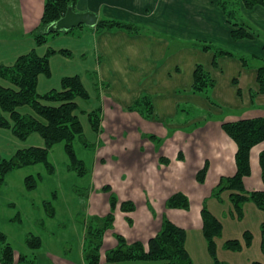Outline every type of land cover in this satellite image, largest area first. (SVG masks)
<instances>
[{
	"label": "rangeland",
	"instance_id": "obj_1",
	"mask_svg": "<svg viewBox=\"0 0 264 264\" xmlns=\"http://www.w3.org/2000/svg\"><path fill=\"white\" fill-rule=\"evenodd\" d=\"M18 4V0H0V66L4 68L13 66L19 56L33 49L34 40L21 27ZM92 29L75 28L69 33L49 36L46 45L36 47L34 44L35 54L41 57L50 49L57 51L49 55V75L39 76V96L61 90L62 80L73 76H80L89 93V100L77 99V114L88 145L85 147L79 138L73 143L84 174L80 175L74 168L64 143L54 145L49 151L52 173L42 163L8 171L0 184V248L6 245L12 248V264H89L84 251L87 226L90 227L92 217L112 214L113 227L101 234L98 264H165L162 260L107 261V254L120 245L119 237L127 244L140 242L147 247L158 230L161 231L165 220L184 230L191 264H264V210L250 200L244 203L240 216L231 201V192L218 186L222 179L230 177H217L218 172H211L207 159L199 166L182 164L173 159V155L162 154L168 138L157 136L159 141L155 142L141 122H126L123 115L106 112V109L105 113L102 111V133H95L88 114L100 107L102 99L95 69L98 63L90 50ZM0 84L11 86L2 76ZM19 111L37 117L29 107ZM205 125L207 123L202 122L194 127L199 126L200 130ZM194 127L186 135L195 133ZM221 131L225 133L222 127ZM258 145L250 154L251 175L244 179L247 192L264 191L259 164L262 152L258 154L256 165L252 158ZM28 148H45V140L38 133L20 140L12 128L0 127V171L4 160L11 161L17 151ZM162 158L169 163L162 164ZM206 164L205 180L199 182L197 176ZM236 171L235 161V174ZM107 187L109 191L104 190ZM177 193L188 198V210L168 207V201ZM112 197L117 201L115 209L111 207ZM124 203H131L133 209L123 211ZM203 210L221 223V232L214 238V254L204 236ZM248 232L252 235L250 244L246 239ZM234 240L241 243V249L227 247V243ZM88 246L86 243V249Z\"/></svg>",
	"mask_w": 264,
	"mask_h": 264
},
{
	"label": "crops",
	"instance_id": "obj_2",
	"mask_svg": "<svg viewBox=\"0 0 264 264\" xmlns=\"http://www.w3.org/2000/svg\"><path fill=\"white\" fill-rule=\"evenodd\" d=\"M18 1L22 30L33 41L44 0ZM75 10L145 28L140 34L91 31L90 50L98 63L95 69L102 111L121 114L129 123L141 122L156 138H168L162 154L173 155L182 164L199 166L207 159L211 172H218L217 177L233 176L237 146L221 127L224 122L264 117V95L252 96L259 92L258 72L229 56L219 57L215 67V53L192 44L211 43L238 56L264 59V38L233 40L231 26L217 0H79ZM239 15L264 36L263 7H242ZM34 44L38 47L34 40L32 50ZM198 65L214 79L211 97L220 106L192 93ZM145 95L151 97L154 109L149 120L126 110ZM202 122L207 125L200 130L194 127ZM193 127L196 132L186 135ZM263 151L264 142L253 150L254 165Z\"/></svg>",
	"mask_w": 264,
	"mask_h": 264
},
{
	"label": "trees",
	"instance_id": "obj_3",
	"mask_svg": "<svg viewBox=\"0 0 264 264\" xmlns=\"http://www.w3.org/2000/svg\"><path fill=\"white\" fill-rule=\"evenodd\" d=\"M78 2L79 0H44L43 16L38 28L33 33L37 46L46 45L49 36L61 34L48 33L47 28L53 22L61 19L68 9L73 8L75 10ZM217 5L231 26V37L233 40L264 38L259 30L253 28L239 15L242 7L247 10H252L255 7L264 8V0H217ZM113 30H124L130 34H140L145 28L114 19H99L98 25L92 29V31H96L98 34ZM192 46L205 52L213 51L215 53L213 63L215 67L218 64L217 59L219 57L229 56L238 58L245 68H256L258 72L257 82L259 92L253 93L252 96L256 94L264 95V59L254 56H238L211 43L197 42L193 43ZM58 52L68 54L67 51ZM55 53H57L56 50L50 49L48 54L41 57L35 54V50H32L28 54L19 56L13 66L6 68L0 66V76L11 83L10 87L0 84V127L12 128L20 140L26 139L32 133L40 134L45 140V148L19 150L11 161L4 160L1 163L0 184L3 182L4 175L8 171L22 166L42 163L52 173L53 167L48 163V155L51 148L59 143L65 144L66 151L74 168L78 169L80 175L84 174L83 163L76 158L73 149V143L76 138H79L85 147L88 145L84 139V127L77 114L79 110L77 99H90L83 81L80 76L65 77L62 80L61 90H53L45 96H39L37 93L39 76L42 74L49 75V55L52 56ZM234 83L238 84V81L235 80ZM214 87L215 81L212 76L202 65H198L194 72L192 93L205 96L213 106L218 107L220 105L211 97V91ZM239 94H241V91H239ZM45 101L51 102L53 105L44 104L43 102ZM22 107H29L37 117L24 115L19 111ZM126 110L128 112H136L147 120L154 116L152 100L148 95L136 100ZM88 117L95 133L100 134L102 132V109L99 107L90 112ZM222 128L237 146L235 155L237 171L233 177L222 179L218 185L219 188L222 187L221 189L231 192V201L240 216L243 214L244 203L250 200L254 201L260 209L264 210V191L247 192L244 184V179L251 175V150L256 145L264 142V117L244 119L237 122H224ZM151 138L155 142L159 141L154 135ZM168 163L167 159L162 158V164ZM259 164L264 183V151L259 156ZM206 172L207 164L205 169L200 171L197 176L199 182H204ZM32 187V185H29V188ZM104 190L109 191L110 188L107 187ZM216 194L219 195V193ZM116 205V198L112 197L111 207L115 209ZM189 206L188 198L182 193L175 194L168 201V207L173 209L188 210ZM132 209L133 205L131 203H124L122 205V210L125 212H129ZM202 215L204 236L209 242L212 254H214L216 247L214 238L221 232V223L206 210H203ZM91 221L92 223L90 227L87 226L85 234V240L89 246L86 249L85 243L84 251L87 252L85 256L89 264H98L101 234L106 229L113 227L114 218L112 214H109L104 218L92 217ZM246 239L247 244H250L252 240L251 233H246ZM119 241L120 245L117 249L107 254L108 262H151L162 260L165 261V264H191L190 256L186 249L184 230L168 220L163 222L161 231L148 242L147 247L140 242L127 244L123 237H119ZM34 242H37V246L39 245L38 241ZM227 247L234 250L241 249V243L236 240L230 241L227 243ZM262 250L264 252V238ZM0 252L2 253L0 255V264H12L14 257L12 248L6 245L0 248Z\"/></svg>",
	"mask_w": 264,
	"mask_h": 264
},
{
	"label": "water",
	"instance_id": "obj_4",
	"mask_svg": "<svg viewBox=\"0 0 264 264\" xmlns=\"http://www.w3.org/2000/svg\"><path fill=\"white\" fill-rule=\"evenodd\" d=\"M99 23V17L93 12H76L73 8L59 20L53 22L48 28V33H65L82 26L95 28Z\"/></svg>",
	"mask_w": 264,
	"mask_h": 264
}]
</instances>
